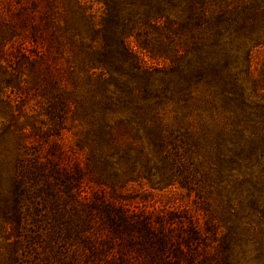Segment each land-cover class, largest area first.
I'll return each mask as SVG.
<instances>
[{
  "label": "rangeland",
  "instance_id": "374dc122",
  "mask_svg": "<svg viewBox=\"0 0 264 264\" xmlns=\"http://www.w3.org/2000/svg\"><path fill=\"white\" fill-rule=\"evenodd\" d=\"M187 1L0 0V264H264V45L226 38L213 80Z\"/></svg>",
  "mask_w": 264,
  "mask_h": 264
},
{
  "label": "trees",
  "instance_id": "16d2710c",
  "mask_svg": "<svg viewBox=\"0 0 264 264\" xmlns=\"http://www.w3.org/2000/svg\"><path fill=\"white\" fill-rule=\"evenodd\" d=\"M142 2L146 8V20L158 22L168 19L167 6H172L175 0H136ZM182 20L179 25L189 32L196 33L199 39V51L203 54L200 65L207 66L208 74L213 80L221 79L222 65L216 57L209 56L210 50L214 53L218 47L226 45L236 39L240 44L244 40L251 42L254 46L264 45V0H214L212 7H206L204 0H188L186 7L181 13ZM127 35L118 27L105 26L104 44L100 50V63L106 70L118 67L123 69L127 78L131 80L138 78L142 69L139 57L127 44ZM244 39V40H243ZM242 42V43H241ZM205 46V47H204ZM207 46V47H206ZM212 54V53H211ZM217 86V83L213 81ZM238 92H240L238 94ZM238 94V95H237ZM236 101L239 99L245 104L243 93L235 92ZM238 97V98H237ZM263 108V107H262ZM258 109V108H257ZM264 135V132H263ZM106 216L109 225L117 233L130 231V221L120 209L106 205L97 206ZM114 213L111 215L110 213ZM61 215V214H60Z\"/></svg>",
  "mask_w": 264,
  "mask_h": 264
}]
</instances>
